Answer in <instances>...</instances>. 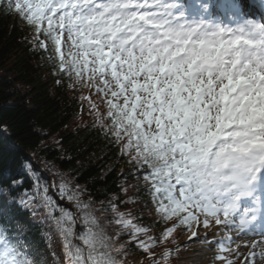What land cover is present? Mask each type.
I'll return each mask as SVG.
<instances>
[{"label": "snow or ice", "instance_id": "obj_1", "mask_svg": "<svg viewBox=\"0 0 264 264\" xmlns=\"http://www.w3.org/2000/svg\"><path fill=\"white\" fill-rule=\"evenodd\" d=\"M5 8L29 27L32 49L47 54L54 74L102 99L104 112L90 103L94 126L148 184L159 222L170 225L159 243L181 227L189 242L201 227L220 228L222 239L203 238L216 245L215 259L234 264V233L255 237L243 264L264 261V13L257 18L250 0H7ZM29 174L32 189L19 203L43 208L49 247L53 235L60 246L54 264H125L133 243L151 264L179 252L157 256L150 228L115 202L92 209L71 181L53 183L54 198ZM97 212L111 219L102 226ZM0 264H37L3 224Z\"/></svg>", "mask_w": 264, "mask_h": 264}, {"label": "trees", "instance_id": "obj_2", "mask_svg": "<svg viewBox=\"0 0 264 264\" xmlns=\"http://www.w3.org/2000/svg\"><path fill=\"white\" fill-rule=\"evenodd\" d=\"M6 4L7 0H0V224L11 235L23 237L37 264H54L52 251L59 254L60 246L53 235L49 247L45 234L50 228L43 208L19 203L25 189H32L31 172L47 184L54 198L53 183L59 186L62 181H71L73 188L79 186L81 199L90 201L92 209L115 202L119 211L130 212L139 224L150 228L148 235L158 241L153 249L157 256L165 248H182V238L188 232L182 227L159 243L161 232L170 225L159 222L146 191L148 184L128 157L120 154L119 147L94 126L96 117L90 113V103L100 105L104 112L102 99L87 88L70 89L64 76L54 74L47 54L32 49L29 27L15 11L7 13ZM85 96L90 99H81ZM12 179L22 183L4 192ZM59 202L76 211L72 204ZM97 215L102 226L112 216L110 212ZM106 227L109 234L116 231L115 225ZM127 240L123 236L119 242ZM138 258L151 264L146 253L130 244L125 264H135ZM178 263L179 253L167 262Z\"/></svg>", "mask_w": 264, "mask_h": 264}, {"label": "rangeland", "instance_id": "obj_3", "mask_svg": "<svg viewBox=\"0 0 264 264\" xmlns=\"http://www.w3.org/2000/svg\"><path fill=\"white\" fill-rule=\"evenodd\" d=\"M254 1V0H253ZM256 9H260L264 13V0L254 1ZM224 229L213 228L211 231L204 229L203 227L199 228L198 235L201 237L200 240H194L193 242L188 241V237L191 236L190 232H187L182 238L184 246L179 249V263L178 264H222L220 260L215 259L217 255V249L215 244H209L203 242L205 235L209 241L220 240L225 235ZM239 240L235 241L230 247L237 248ZM225 255H228L225 254ZM239 255L232 259L228 255L229 259L235 261L238 260ZM146 259L140 258L135 261L136 264H145Z\"/></svg>", "mask_w": 264, "mask_h": 264}, {"label": "bare ground", "instance_id": "obj_4", "mask_svg": "<svg viewBox=\"0 0 264 264\" xmlns=\"http://www.w3.org/2000/svg\"><path fill=\"white\" fill-rule=\"evenodd\" d=\"M229 235H231L233 237L234 241L239 240V247H238V252L241 254L238 258L237 261H235L234 264H243V261L245 260V258L248 256V253L250 251V241L251 239H255V237H248V236H244L241 238H238L235 236L234 233H228ZM249 242V246H245V242ZM227 253H224V255ZM230 257L232 259H235L237 257V255H235L234 253L232 255H230ZM255 264H264V261H260L259 259L256 260Z\"/></svg>", "mask_w": 264, "mask_h": 264}]
</instances>
